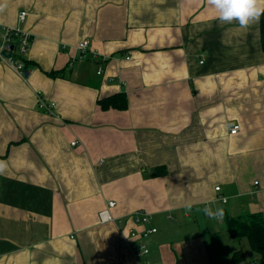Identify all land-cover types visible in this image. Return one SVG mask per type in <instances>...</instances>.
<instances>
[{
	"label": "crops",
	"instance_id": "1",
	"mask_svg": "<svg viewBox=\"0 0 264 264\" xmlns=\"http://www.w3.org/2000/svg\"><path fill=\"white\" fill-rule=\"evenodd\" d=\"M214 16L208 0H0L33 62L0 57V264H234L247 236L225 215L264 214V49L261 16ZM119 92L125 109L103 107ZM138 211L158 228L141 256Z\"/></svg>",
	"mask_w": 264,
	"mask_h": 264
},
{
	"label": "built area",
	"instance_id": "2",
	"mask_svg": "<svg viewBox=\"0 0 264 264\" xmlns=\"http://www.w3.org/2000/svg\"><path fill=\"white\" fill-rule=\"evenodd\" d=\"M28 15V12L26 10H23L19 14V20L20 22H23L26 20V17ZM32 37L29 32L23 30L20 27H7V26H0V57L2 59H8L10 62H12L16 69H18L22 74L25 72V65L22 60H16L12 55H7L9 52H12L14 48H16L19 55L27 56V53L30 49ZM78 49L81 51V53H84L87 51L89 47V42L87 40H84L78 44ZM83 57V54L80 55V58ZM104 58L102 55L95 54L94 59H100ZM77 58H73L71 63L73 64ZM201 62H204V60H201ZM99 73L102 72V69L98 71ZM40 105H44L45 108L48 110L52 109L51 105H45L40 102ZM240 128L239 124H234L231 132L236 133ZM72 144H76V141H73ZM257 183V182H256ZM216 191H221L220 186H216ZM219 199H221L222 202L227 201L226 196H221ZM115 206V201L111 200L108 202L107 208L102 210L100 213L101 220L103 222L109 221L113 219V216L110 212L111 208ZM134 219L135 222L138 225L145 226L144 229L141 231L138 230H131V235L136 238V240L139 243V251L138 255H147L150 253V248L146 242V238L150 235L156 233L158 231V228L156 226H150L151 223V216L144 212V211H138L134 213Z\"/></svg>",
	"mask_w": 264,
	"mask_h": 264
},
{
	"label": "trees",
	"instance_id": "3",
	"mask_svg": "<svg viewBox=\"0 0 264 264\" xmlns=\"http://www.w3.org/2000/svg\"><path fill=\"white\" fill-rule=\"evenodd\" d=\"M261 41L264 49V15H261ZM7 55H12L16 60H22L25 69L30 67L33 62L26 56L19 55L16 48ZM49 74H55V71ZM103 107H115L117 109H125L128 106L127 94L119 92L105 99H102ZM157 174L167 173V167L161 166L156 169ZM226 228L232 237L239 238L247 236L252 248L259 253V264H264V214L262 213H244L234 217L229 214L225 215ZM232 261L234 264H254L245 258L242 249L236 250L233 254Z\"/></svg>",
	"mask_w": 264,
	"mask_h": 264
},
{
	"label": "clouds",
	"instance_id": "4",
	"mask_svg": "<svg viewBox=\"0 0 264 264\" xmlns=\"http://www.w3.org/2000/svg\"><path fill=\"white\" fill-rule=\"evenodd\" d=\"M215 16L221 23L235 22L241 29L258 21L264 15V0H208ZM6 164L0 161V173H3ZM207 211V209H205ZM218 212L222 213V209Z\"/></svg>",
	"mask_w": 264,
	"mask_h": 264
},
{
	"label": "rangeland",
	"instance_id": "5",
	"mask_svg": "<svg viewBox=\"0 0 264 264\" xmlns=\"http://www.w3.org/2000/svg\"><path fill=\"white\" fill-rule=\"evenodd\" d=\"M221 235L223 236V238H224V241H226V243H227V240H231V236L228 234V232L226 231V228H225V230H224V232H221ZM242 239V241L240 242V241H235V243L233 244V243H231L229 246H227V248H228V252L229 253H233L234 251H236V250H239V249H242L243 248V251H244V253H245V255L249 258V252H248V250H249V248H250V244H249V241H248V239H247V237H242L241 238ZM234 240V239H233ZM236 244V245H235ZM232 246H233V248H232ZM250 250H253V249H251L250 248ZM253 252H255V251H253ZM231 255V254H230Z\"/></svg>",
	"mask_w": 264,
	"mask_h": 264
},
{
	"label": "water",
	"instance_id": "6",
	"mask_svg": "<svg viewBox=\"0 0 264 264\" xmlns=\"http://www.w3.org/2000/svg\"><path fill=\"white\" fill-rule=\"evenodd\" d=\"M25 73L28 75V70H26Z\"/></svg>",
	"mask_w": 264,
	"mask_h": 264
}]
</instances>
